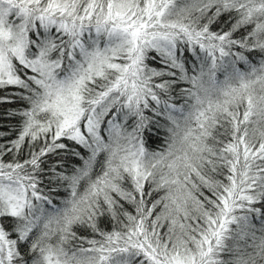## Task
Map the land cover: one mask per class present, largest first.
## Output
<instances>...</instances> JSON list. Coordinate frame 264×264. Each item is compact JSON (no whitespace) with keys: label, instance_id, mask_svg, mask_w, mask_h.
<instances>
[{"label":"snow or ice","instance_id":"snow-or-ice-1","mask_svg":"<svg viewBox=\"0 0 264 264\" xmlns=\"http://www.w3.org/2000/svg\"><path fill=\"white\" fill-rule=\"evenodd\" d=\"M0 105V264H264V0H0Z\"/></svg>","mask_w":264,"mask_h":264},{"label":"trees","instance_id":"trees-1","mask_svg":"<svg viewBox=\"0 0 264 264\" xmlns=\"http://www.w3.org/2000/svg\"><path fill=\"white\" fill-rule=\"evenodd\" d=\"M7 107H9V106L8 105H0V117L3 116V112ZM12 107H15V105H13ZM3 123L13 124V123H15V121H5L3 119H0V124H3Z\"/></svg>","mask_w":264,"mask_h":264}]
</instances>
